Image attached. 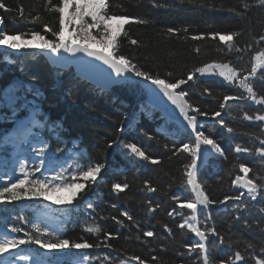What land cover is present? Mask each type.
I'll return each instance as SVG.
<instances>
[{
  "label": "trees",
  "instance_id": "1",
  "mask_svg": "<svg viewBox=\"0 0 264 264\" xmlns=\"http://www.w3.org/2000/svg\"><path fill=\"white\" fill-rule=\"evenodd\" d=\"M0 2L12 10L5 12L0 9L2 27L9 35L23 33L20 39L30 40L31 30H35L45 39L57 41L41 23H32L29 15H41L44 22L58 30L59 13L47 11L44 7L46 0ZM53 3H59V0H53ZM109 3L111 14L148 21L147 24L124 25V30L138 44L132 45L121 33L118 38L121 54L131 58L143 70L158 73L169 82L186 79L194 68L212 62H231L240 70L242 78L248 75L255 52L264 49V41L259 44L253 41V37L258 40L264 35V7L256 5L254 0H248V9L243 8L241 0H109ZM72 10L70 8L66 12V23ZM24 17H28V22ZM78 24L79 21H73L68 26L73 39L74 28ZM169 28L175 31L169 33ZM96 31L93 29V34ZM216 32H241L239 37L234 38L240 51H230L218 36L212 39L210 34ZM195 36L202 38L193 39ZM34 41L36 44L43 43L38 39ZM90 47L101 49L96 44ZM42 49L45 48L37 47L17 56L0 52V102L6 88L14 83H18L19 87L15 108L0 107V137L10 130L14 121L27 114L21 105L26 102L30 105L34 100L38 116L44 122L42 135L48 147L43 156L38 154L41 146L32 148L33 156L25 163L30 178L51 180L61 173L65 179H70L80 167L96 163L105 167L96 183H89L72 205H46L43 197H25L0 203V226L9 238L27 239L25 234L29 231L35 234L31 223L43 222L56 230L59 237L66 227L61 239L87 241L100 247L47 251L37 244H23L9 251L29 256L26 261L32 264L37 259L45 264L49 261L51 264H66L68 260L64 252L73 254L71 264H77L85 255L91 257V264H120L121 260H128L133 255L139 256L145 264H160L161 261L163 264H198V251L189 252V247L200 242V238L187 228L179 227L185 216L192 214L179 208V204L194 198L185 175L190 157L187 153L174 154L184 143L194 142V134L180 110L162 92V96L158 95V90L152 92L148 87L152 85L149 81L131 74L108 92L102 91L76 77L72 69L51 66L40 53ZM169 72L173 74L171 77L167 76ZM252 79L258 96L264 95V79H261L259 71ZM181 89L188 93L186 99L189 104L207 113L199 115L188 110L189 115L197 116L200 130L214 139L225 154L220 158L209 157L198 167L196 176L209 198L217 201L206 208L198 205V226L201 230L215 227L224 237L221 243L218 236L208 235L205 243L211 259L214 264H233L230 258H234L235 252L239 251L245 259L238 264H256L258 259H264V251L261 250L264 248V212L260 211L264 208L261 202L264 197L258 196L256 201L247 197L224 203L218 201L240 193L234 189L232 181L243 173L238 167L234 168V164L244 163L253 168L248 175L259 180L264 161L253 153L261 146L260 139H264V123L247 120L244 114H263L264 108L256 107L251 99L246 98L231 100L223 110L220 109L219 105L226 95L248 96L239 87L238 81L228 84L220 79L196 77L181 85L177 92ZM151 101L156 105H152ZM217 111L221 112V116L213 115ZM132 112L138 113V118L133 125L126 126L125 122ZM221 119L234 132L229 133L222 127ZM161 125L173 135L163 134ZM121 128L123 131H120ZM125 143L137 144L151 160L159 163L132 155L123 147ZM237 144L253 151L237 153ZM4 148L0 147V158L7 154ZM41 160L43 164L50 165L43 172H40ZM37 167L39 171H35ZM117 183L122 187L127 184L128 187L118 192L112 187ZM2 187L5 185L0 184ZM148 187L156 191L150 192ZM25 204L28 206L24 207ZM125 211L132 220L122 215ZM169 212H172L171 216ZM20 216L25 220L17 219ZM93 224L100 226L101 233L86 230ZM164 225L171 229V234ZM13 227L21 231L12 232ZM146 231H152L154 235L144 236ZM106 233H111L112 238H106ZM106 244L111 247H104ZM249 244L252 247H248ZM33 249L35 253L31 251ZM106 256L108 260L104 259ZM153 256L159 257L160 261L152 260ZM128 264L138 262L129 261Z\"/></svg>",
  "mask_w": 264,
  "mask_h": 264
},
{
  "label": "snow or ice",
  "instance_id": "2",
  "mask_svg": "<svg viewBox=\"0 0 264 264\" xmlns=\"http://www.w3.org/2000/svg\"><path fill=\"white\" fill-rule=\"evenodd\" d=\"M244 9H248L250 4L248 0H241ZM254 3L258 6L264 7V0H254ZM45 9L49 12L59 13L58 30L54 26H49L48 23L44 22L43 17L39 14L31 15L32 23H41L43 28L47 32H51L52 36L57 38V41L45 39L44 35H41L40 32L31 30L32 39L40 40L43 43L33 45L27 41L23 45L17 44L16 40L20 39L23 33H18L14 35H9L4 27H0V45H5L8 48L18 49L21 46L23 47H39L49 49L51 52L55 53L63 49L66 52L76 53L83 52L86 53L89 57H95L97 60L102 61L104 64L108 65L113 72H115L117 77L129 78L127 74L134 75L135 77L141 78L143 81H149L152 85H155L160 92L163 93L165 97L173 105H175L179 110L181 115L187 121L188 126L191 128L192 133L194 134V142L184 143L182 147L176 149L174 154L187 153L190 157V163L185 166V175L187 177V184L191 186V191L194 194L193 199H189L186 203L180 204L181 208H187L191 210L192 216L191 221L185 220V223L180 224L179 227L184 228L185 226L196 236L200 238V242L193 244L189 247V252H197L200 257L198 264H214L211 259L209 249L206 247V241L208 240V235L218 236L221 243H223L224 237L221 236L215 227H211L207 230H201L198 226L197 211L198 205L204 206L205 208L212 203L213 201L209 198V195L205 192L203 186L197 181V171H198V161H201L202 155L206 156L209 152H214L220 156H224V151L216 143V141L210 138L209 135H206L203 131L200 130V125L197 123L196 115H189V109L199 115H207L200 108H194L189 104L186 97L188 93L184 90L177 92V89L181 88V85L187 84L188 81H192L196 73L204 75L206 73L216 74L215 70H218L219 76L223 77L224 80L228 82L238 81L239 87L244 89L248 96H224L223 102L220 103L219 107L223 110L229 101L239 100V99H251L257 104L264 105V95H259L254 90L253 79L258 74H260L261 79H264V49L256 51L252 57V63L248 75H245L241 78L240 70L232 66L231 62L228 63H219L212 62L206 63L201 67L194 68L191 72L187 74V78H178L175 82H169L166 78L162 79L160 75L153 74L149 71L143 70L137 64L132 62V59L121 54L119 51V37L121 33L128 38L132 45H137L138 41L132 39L128 32L124 30L125 24L137 23V24H147L148 21L143 20L139 17H129L127 15H116L110 13V3L109 0H59V3H53V0H46L44 5ZM119 7V5H117ZM73 9L68 13L67 23L65 20V13L68 9ZM0 9H4L5 12L12 11L7 8L4 3L0 2ZM23 10L21 9V16H23ZM240 15V13H237ZM25 22H28V17H24ZM73 21H79L78 27L74 28L75 38L73 39L70 34L67 38L65 37V29L73 23ZM119 21L116 27H113L112 22ZM0 25H3V19H0ZM93 29L97 30L93 34ZM169 33L174 32V29L169 28L167 30ZM212 39L219 37V40L224 42L228 49L231 51L236 48L234 43V38L239 37L241 32H232L230 34H220L219 32L210 34ZM200 36H195L193 39H201ZM71 41V42H69ZM82 41V43H78ZM253 41L259 44L261 41H264V35H261L257 40L256 37H253ZM91 44H96L101 46V50H92L90 47ZM199 51V49H197ZM173 74L171 72L167 73L168 77H171ZM207 91V89H206ZM214 116H221V112L217 111L213 113ZM244 118L247 120L264 121V114H257L255 116L249 115L248 113L244 114ZM222 127L226 128L229 133L234 132V129L229 127L223 119L220 120ZM120 131H123L121 128ZM152 139V137H149ZM259 139V137H258ZM260 147L254 149V153L260 157L261 161H264V139H260ZM42 146L38 149V154L43 156L46 148L48 147L46 142H41ZM204 146V147H202ZM111 147V144H109ZM124 148L128 149L130 153L142 160H151L149 155H146L142 147L138 146L135 143H125ZM167 147V145H165ZM247 147H243L240 144L235 146V152H250ZM226 158V157H225ZM41 160V165L43 164ZM152 163H159L157 160H151ZM105 167L102 163H96L94 165L89 164L86 167H80L76 172L71 174L70 179H65L61 173H57L56 176L52 177L51 180L47 179H35L30 178V173L26 171L25 163L21 162L19 171L23 175V178H17L14 183H11L9 186L0 188V203L11 202L14 200H20L25 197H43L45 200L51 199L49 193H56L60 191H67L70 193V196L67 200L57 199L54 201L56 204L68 203L71 204L72 201L77 197L78 193L85 191L89 183L95 184L98 176L101 173V170ZM234 168L238 167L239 172L243 173V177L237 175L236 178L232 181L233 185L239 186L240 188L246 190L241 191L239 195L234 196H225L224 200L218 201L219 203H224L228 200H240L244 195H248L252 200H257L259 197H264V167L261 168V174L259 180L255 177H249V173L253 172V168L245 166L244 163H239L233 165ZM39 171V167L35 169ZM147 183V182H145ZM113 189L116 191H123L128 187L127 184H124L123 187L117 183L114 184ZM148 191L155 192L156 189L148 187ZM173 199L178 200V197H173ZM264 203V201H261ZM89 208L92 207L91 204L88 205ZM159 207V205H157ZM151 211L155 209L150 208ZM175 211V209H173ZM261 212H264V208L260 209ZM123 216L127 217L129 220L133 218L129 215L127 211L122 213ZM169 216L172 215V212L168 213ZM17 219L25 220V217L20 216ZM31 223L30 221H26ZM122 223V221H118ZM31 227L34 230V233H26L27 239H16L9 238L7 234L0 239V257H4L5 253H8L10 249H16L19 245L23 244H37L40 248L43 249H89L93 247H100V245H93L87 241L83 242H70L68 239H61L55 233L50 232L47 228H41L37 223H31ZM165 229L171 234V229L167 225H164ZM89 233H101L102 229L99 225L93 224L86 228ZM12 232L21 231V229L13 227ZM106 238L111 239L112 234L106 233ZM154 233L152 231L144 232V236L152 237ZM104 247H111V245H104ZM252 247V245H248ZM264 251V248L261 249ZM14 259H9L4 257L0 259V264H15V259L19 260H29L30 257L27 255H21L19 253L14 254ZM108 260L106 256L104 258ZM233 264L237 261H244V256L241 252L237 251L234 254ZM152 260L160 261V258L153 256ZM129 261H137L138 264H145V261L142 260L139 256L133 255L128 257V260H121L120 264H128ZM34 264H45L43 260L37 259L34 261ZM49 264L51 262L49 261ZM77 264H91V257L85 255L82 260L77 261ZM160 264H163L161 261ZM223 264V262H221ZM246 264V262H245ZM257 264H264V259H258Z\"/></svg>",
  "mask_w": 264,
  "mask_h": 264
},
{
  "label": "rangeland",
  "instance_id": "3",
  "mask_svg": "<svg viewBox=\"0 0 264 264\" xmlns=\"http://www.w3.org/2000/svg\"><path fill=\"white\" fill-rule=\"evenodd\" d=\"M66 15V13H65ZM120 23L119 21H113L112 24L114 27H116V25ZM0 27H2V25H0ZM70 35L69 33V30H68V27L65 29V37L67 38L68 36ZM25 41L33 44V45H36V42L33 40V39H30V40H21V39H17L16 40V43L17 44H20V45H23L25 43ZM71 42V41H69ZM37 47H23L21 46L20 48L18 49H12V48H8L7 46L5 45H0V51H3V52H7V53H10L12 55H19L21 54L22 52H27V51H34L36 50ZM216 71V74H210V73H206L204 75H201L200 73H196L194 78H200V79H212V78H217V79H220L228 84H233L234 82H228L226 80H224L223 77L219 76L218 74V70H215ZM194 80V79H193ZM192 80V81H193ZM148 87L151 89L152 92H154V90H158V95L162 96V94L160 93L159 89L156 88V86H153V85H148ZM19 87H18V83H14L12 84L11 86H9L8 88H6L4 91H3V94H2V97H3V100L0 102V107H4V108H15V104H16V101H17V91H18ZM252 103H254L255 105H262V104H257L255 103V101L251 100ZM27 103V102H26ZM22 104L21 105V108H25L27 104ZM32 103H35L34 100L31 101V104ZM33 113L34 111H32V115L26 119V120H23L20 125L18 126V130L14 132V135L11 134L10 135V138L11 139H14L15 138V134L16 132H20V134L24 137L23 141H25V138L26 136L29 134L30 137H29V141L31 140L32 144H36L37 142H35V140L37 139V136L39 137V134H38V131L40 130L41 126H42V122H40L39 120L35 119V117L33 116ZM29 120L31 123H30V126L24 131L22 132L21 131V128L24 126V124L26 123V121ZM37 127V128H36ZM37 131V132H36ZM36 132V133H35ZM18 153L16 152V150L12 153H10L11 157H12V160H14V165L21 161L22 158H23V154H20L19 156H16ZM209 156H219L218 154L214 153V152H209L208 155L206 156H203L202 155V159L201 161H198V165H200L201 163H204L207 158ZM241 177H243V175H241ZM234 188L235 190H237L238 192H241V191H246L242 188H240L239 186H236L234 185ZM51 196V199H49L48 201L50 202H54L55 200L57 199H61V200H67L70 196V193L67 192V191H60V192H56V193H53L50 195ZM246 196L247 198L251 199L248 195H244ZM243 196V197H244ZM252 200V199H251ZM252 201H255V200H252ZM188 221H191V219H186Z\"/></svg>",
  "mask_w": 264,
  "mask_h": 264
},
{
  "label": "water",
  "instance_id": "4",
  "mask_svg": "<svg viewBox=\"0 0 264 264\" xmlns=\"http://www.w3.org/2000/svg\"><path fill=\"white\" fill-rule=\"evenodd\" d=\"M40 53L51 66L64 70L72 69L76 77L102 90H109L124 80L123 76L117 77L108 65L83 52L71 53L61 49L53 53L49 49H42Z\"/></svg>",
  "mask_w": 264,
  "mask_h": 264
}]
</instances>
